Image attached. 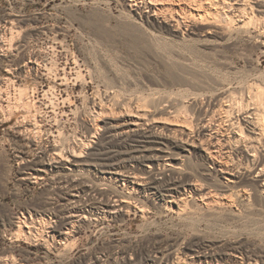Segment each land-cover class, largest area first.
Here are the masks:
<instances>
[{"label": "rangeland", "instance_id": "rangeland-1", "mask_svg": "<svg viewBox=\"0 0 264 264\" xmlns=\"http://www.w3.org/2000/svg\"><path fill=\"white\" fill-rule=\"evenodd\" d=\"M216 23L194 25L197 35L185 39L146 24L120 0H0V256L14 257L18 264H122L127 250L129 259H139L157 247L170 248L182 259L192 251H204L203 243L254 253L264 249V209L254 208L238 194H233L236 205L231 207L212 205L208 211L189 201L180 215L164 212L145 198L151 197L149 191L138 193L113 178L99 180V171L86 156L95 146L122 149L125 142L111 130L121 122V114L131 112L143 127L174 128L179 109L180 117L194 119L193 106L181 105L190 93L201 94L204 81L210 88L223 86L237 95L241 84L254 77L264 84V34L249 30L225 32V36ZM22 60L35 61L34 69L14 71ZM177 78L185 84L175 82ZM179 91L188 96L182 100ZM146 112L155 123L143 115ZM36 120L40 141L35 138L37 130L32 134L41 144V156L56 157L55 152L64 158L84 144L82 169L48 172L38 184L22 180L20 160L33 162L38 147L23 135L21 126ZM177 157L184 160L188 174L202 177L197 157L182 153ZM128 167L142 175V168ZM74 181L85 184L79 190L82 201L126 199L128 212L123 209L117 217L89 216L87 208L88 219L74 217L63 226L75 205L70 197ZM202 188V195L212 193L218 199L230 195L217 186L202 184ZM26 208L33 214L41 211L46 221L41 222V243L32 236H15L11 222L16 224ZM66 228L70 233L62 239L60 232ZM54 234L56 241L51 238ZM47 236L48 244L44 243Z\"/></svg>", "mask_w": 264, "mask_h": 264}, {"label": "bare ground", "instance_id": "bare-ground-1", "mask_svg": "<svg viewBox=\"0 0 264 264\" xmlns=\"http://www.w3.org/2000/svg\"><path fill=\"white\" fill-rule=\"evenodd\" d=\"M120 3L126 7L130 13L137 16L146 24L159 29H165L173 33H178L185 39H187L186 37L194 34V25L208 22H218V24H221V32L223 34L225 32L230 33L232 31L249 32V30H253L256 34H264V0H120ZM194 38L195 37L189 40L194 41ZM176 64L178 65V63ZM34 65L35 61L33 60H22L21 65L16 64L12 69L17 72L22 71L23 69L31 70L34 69ZM78 75L80 76L81 74ZM181 78L175 79V82L182 83L183 79L181 80ZM204 82L201 83L203 88V91L200 92L201 94L190 93L191 96L188 97L189 99L185 100L186 102L184 105H181L185 108L187 106H193L192 109H194V119L183 117V115L180 117V113L178 112L180 110L179 109L176 111L177 114H174L175 116L178 115L176 117L174 116L176 119L174 120V122H176V127L174 128H165L163 127V124V126L151 124L150 122L153 120L148 118L149 115L147 112V114L144 113L143 115L148 119V121H150L149 123L151 125L143 127L142 124L139 123L140 120L134 119L133 116L130 115L132 114L131 112L128 114L124 111L125 114H121V122H118L119 124L117 125L114 124L115 126L111 129L112 132L119 136V141L122 140L125 143L127 142L121 147L122 149L118 150L111 147L95 146L88 154H86V156H89L90 160H92L93 164L97 168V171H99L97 178L102 181L106 180L107 182L111 178H113L114 181L116 180V182H125L131 187V190H137L136 192L138 193L149 191L151 196L150 198L145 196L142 197H145L148 200L152 199L155 203L160 205L162 211H171L173 214L176 213L180 215L186 208L189 201H191L192 204L199 206L200 209H202L201 206L205 207L208 211L212 208V205H216V207L221 205L231 207L234 206V204L236 205L233 200V194H238V196L241 197V200L245 202H251L254 208L262 207L264 209L263 80H259L258 77H254L253 79L248 80L247 84H241V87L238 85L240 87L238 95L233 91L225 90L223 86L217 87L216 85V87L211 86L210 88V85L206 83V86ZM200 83L198 82V84ZM23 93L24 92L21 94L23 95ZM187 93H180L182 94V100ZM145 98H147V96ZM182 100L180 102L183 104ZM15 111L17 110L15 109ZM95 112L99 115L102 113V110L99 109V112ZM134 117L139 118L136 115ZM26 122H29L28 119ZM26 122L25 124L22 123L21 132L27 139L30 140L31 138L32 142L37 144L36 147H38V152L36 154L37 156H35L36 159L33 160V162L20 160L23 165L21 168L23 181H33L32 183L38 184L44 179L48 172H59L63 169H68L69 171L82 169L84 163V157H82L83 150H85L84 148H87L84 144L82 145L83 149L78 147V149L72 148L64 158L62 155H59L60 153L55 152L53 154L56 157L48 156L49 158H46L41 156V144L40 142H37L38 140H35L36 138L40 141L39 137L41 129L39 123L37 120L30 124ZM153 123L155 122L153 121ZM33 130H37L36 133L38 135L35 138L34 134H32ZM168 145L170 147H168ZM170 149L172 151H170ZM180 153L183 154V157L194 156L201 161L202 177L190 175L186 172L183 165L184 160H180L179 157H177ZM146 163L148 164L147 168H143L144 166L141 167ZM129 165H136L138 168H142V175L139 173L138 174L140 176L135 174L133 172L134 170L130 172V167H128ZM159 166H161V168ZM202 184H206L210 188L217 186L221 189L229 191L230 195L228 194V197H223L222 199L216 198L212 193L202 195ZM70 187L72 189L70 197L75 205H72V213L70 216H67L68 220L63 222V226L69 224L71 219L74 217L88 219L87 215H84L87 208H89V210H86L89 216L100 215L104 217H117L120 215V212H123V209H128V199L127 203L125 198V200L114 199L111 202L110 200L108 201V199L104 201L102 199L92 197L86 201H82L79 197V190L83 189L85 184L74 181L70 183ZM97 194L102 198L104 193L99 190ZM136 197L137 196L134 198L136 199ZM246 210L248 209H245V211L243 210L244 214ZM256 211L254 213H256ZM252 213L253 212L251 211V214ZM248 214L249 213L246 215ZM17 219L18 221L16 224L11 222V225L16 227V231L14 232L16 238L18 239L19 237L24 236L26 239H30L32 236L34 238V242L36 241L41 243V222L44 223L45 221V219L41 216V211H36V213L33 214L30 209L26 208L22 213V216L17 217ZM68 233H70V231L66 228V231L60 232V236L62 239H65L67 238ZM47 238L48 236L46 239L44 238V243L48 244L49 239ZM51 238L53 241L57 240L55 238V234L52 235ZM38 243L36 244L38 245ZM201 245L202 249L204 248V251L197 253L192 251L191 254L184 256L182 259L178 258L179 256L174 254L170 248L161 249L157 247L139 259H129V251L127 250L123 252L122 264H264V249H262L260 253H254L246 250L241 251L239 249H228L222 244L209 245V243H203ZM0 264L18 263L14 257L9 260L6 259V257L0 256Z\"/></svg>", "mask_w": 264, "mask_h": 264}]
</instances>
